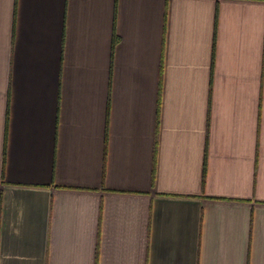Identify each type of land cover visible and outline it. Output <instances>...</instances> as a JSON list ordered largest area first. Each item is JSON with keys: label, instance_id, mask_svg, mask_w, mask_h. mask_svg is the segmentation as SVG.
<instances>
[{"label": "crops", "instance_id": "1", "mask_svg": "<svg viewBox=\"0 0 264 264\" xmlns=\"http://www.w3.org/2000/svg\"><path fill=\"white\" fill-rule=\"evenodd\" d=\"M0 264H264V0H0Z\"/></svg>", "mask_w": 264, "mask_h": 264}]
</instances>
